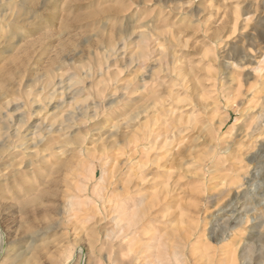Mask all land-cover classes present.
I'll use <instances>...</instances> for the list:
<instances>
[{
  "label": "rangeland",
  "instance_id": "obj_1",
  "mask_svg": "<svg viewBox=\"0 0 264 264\" xmlns=\"http://www.w3.org/2000/svg\"><path fill=\"white\" fill-rule=\"evenodd\" d=\"M15 10L0 264H264V0Z\"/></svg>",
  "mask_w": 264,
  "mask_h": 264
},
{
  "label": "bare ground",
  "instance_id": "obj_2",
  "mask_svg": "<svg viewBox=\"0 0 264 264\" xmlns=\"http://www.w3.org/2000/svg\"><path fill=\"white\" fill-rule=\"evenodd\" d=\"M33 1H36V0H0V44L3 43L2 45H5L7 42H10L11 39H13L14 37L16 39V35L18 34V30H19L18 26L20 25L19 24L20 21H17V14H16L17 12L15 10L16 6L18 5V3H22V5L24 7H28V4L32 3ZM4 42H6V43L4 44ZM0 150H1V147H0ZM140 203H143V201L140 200ZM125 214L126 213L123 212V216ZM140 219L141 218L139 217L138 211H135V212H133L131 214V216L125 222L126 228L123 227L121 233L119 235H117V238H119L120 241H122L121 244H124V242H126V244H128L129 246H132L133 244H135V239L133 237H130V236L131 235L134 236L133 234L136 233V231H137L136 228H137V225H138ZM153 239H154V237H153ZM157 243L158 242H156V241H151L148 244L147 249L151 250V252H154V250L157 248ZM121 244H119V245H121ZM125 248L127 249V247H125ZM6 250H7L6 241L2 240L1 243H0V256ZM79 252H83L82 249H79ZM244 254H247V252H244ZM174 255L177 256V257H180L176 252L174 253ZM232 255H234V254H232ZM109 259L111 260V257Z\"/></svg>",
  "mask_w": 264,
  "mask_h": 264
}]
</instances>
